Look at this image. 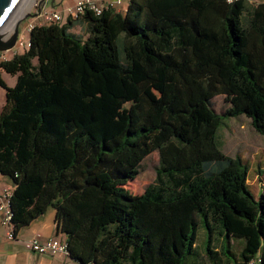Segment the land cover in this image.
Masks as SVG:
<instances>
[{"label": "trees", "instance_id": "obj_1", "mask_svg": "<svg viewBox=\"0 0 264 264\" xmlns=\"http://www.w3.org/2000/svg\"><path fill=\"white\" fill-rule=\"evenodd\" d=\"M85 23L83 35L71 31ZM0 60L16 76L0 111V174L13 184V233L55 210L78 264H264V192L223 153L218 131L245 115L264 135V4L130 0L35 25ZM224 95L223 114L211 103ZM129 104L109 130L82 102ZM158 153L142 193L125 185ZM202 234L197 245L198 232ZM218 243L216 246L214 243ZM236 242L238 251L232 250Z\"/></svg>", "mask_w": 264, "mask_h": 264}, {"label": "rangeland", "instance_id": "obj_2", "mask_svg": "<svg viewBox=\"0 0 264 264\" xmlns=\"http://www.w3.org/2000/svg\"><path fill=\"white\" fill-rule=\"evenodd\" d=\"M39 1L42 0H27L24 4L23 0L20 6L23 10V15L18 18L20 19L19 30L23 29L22 31H24L30 14L34 13ZM252 1L264 2V0H246L249 3ZM27 14L28 16L24 17ZM76 30L79 34L83 33V29L77 28ZM12 32L13 27L11 26L7 32H3V38H8ZM211 103L213 109L219 114H223L228 107L224 95H216L211 99ZM128 105L110 107L98 100L82 102L80 105L81 111H78L76 116L80 119L84 112L86 114L87 112H89L88 114L92 113L96 117H100L98 118L99 121L106 125L109 130H112L121 127V123L125 121ZM218 139L224 154L231 157H239L247 165L246 183L252 193L257 195L259 191L264 192V135L254 130L250 118L245 115H239L225 119L224 125L218 131ZM157 166L158 153L154 151L143 159L139 166L138 174L125 185L127 191L130 194L142 193L147 185L154 182ZM201 241L202 234L199 231L197 245L200 246ZM214 244L218 246V243L215 242ZM231 247L233 251H238L236 242H231Z\"/></svg>", "mask_w": 264, "mask_h": 264}, {"label": "crops", "instance_id": "obj_3", "mask_svg": "<svg viewBox=\"0 0 264 264\" xmlns=\"http://www.w3.org/2000/svg\"><path fill=\"white\" fill-rule=\"evenodd\" d=\"M76 0H42L41 6L45 8H55L58 10L63 9L65 6L71 5ZM101 1V0H96ZM249 5L264 4V2H247ZM34 16L30 14L29 20H32ZM67 19L64 17L62 23L66 22ZM85 23L74 22L71 26V31L76 34L77 28L83 29L84 34ZM23 30V29H22ZM18 28L17 37L23 32ZM23 48L14 46L12 49L6 51H0V60L9 59L14 53H22ZM0 76L4 80L7 86H13L16 80V76L8 74L0 69ZM9 78V79H7ZM5 103V92L0 87V111ZM5 187H11L13 184L6 176H0V194ZM55 210L52 207H48L47 210L39 217L32 220L28 225L21 227L17 232L15 239H10L7 235L8 229L1 224L0 214V264H78L74 260L70 259L63 253H57L54 255L36 253L26 249L23 245V241L29 240L34 237L44 240L50 237L56 236L55 234ZM62 236V235H58ZM63 238V236H62Z\"/></svg>", "mask_w": 264, "mask_h": 264}, {"label": "built area", "instance_id": "obj_4", "mask_svg": "<svg viewBox=\"0 0 264 264\" xmlns=\"http://www.w3.org/2000/svg\"><path fill=\"white\" fill-rule=\"evenodd\" d=\"M129 1L130 0H76L73 4L65 6L61 10L55 8H45L41 6V2L39 1L36 10L32 14L34 18L27 22L24 31L17 37L15 46L23 49H27L29 47V32L35 25L62 23L64 17L66 19L76 20L83 16L86 12L99 14L103 9L108 8H112L115 11H125ZM11 195V187L3 188L0 194V214L1 224L8 229V237L10 239H15L16 235L13 233V225L11 223L12 213L9 206ZM23 245L26 249L36 253L50 255L57 253H63L66 255L67 253L66 242L61 236H54L44 240L39 239V237H34L23 241ZM245 264H261V259L258 255H256Z\"/></svg>", "mask_w": 264, "mask_h": 264}, {"label": "water", "instance_id": "obj_5", "mask_svg": "<svg viewBox=\"0 0 264 264\" xmlns=\"http://www.w3.org/2000/svg\"><path fill=\"white\" fill-rule=\"evenodd\" d=\"M22 2L23 0H0V51H6L15 46L20 19H15L13 23V32L8 38H3L2 31H4L13 20L15 12ZM26 16H28V14L24 17Z\"/></svg>", "mask_w": 264, "mask_h": 264}, {"label": "bare ground", "instance_id": "obj_6", "mask_svg": "<svg viewBox=\"0 0 264 264\" xmlns=\"http://www.w3.org/2000/svg\"><path fill=\"white\" fill-rule=\"evenodd\" d=\"M27 2V0H24V4ZM22 4V3H21ZM21 6V5H20ZM20 6H19V8H20ZM17 9V11L15 12V14H14V17H13V20H12V23L10 24L9 23V25H8V27L6 28V29H4V31H2V32H7L10 28H11V26L13 27V23H14V21H15V19H17V18H19L20 16H22L23 15V10L20 8V9Z\"/></svg>", "mask_w": 264, "mask_h": 264}]
</instances>
